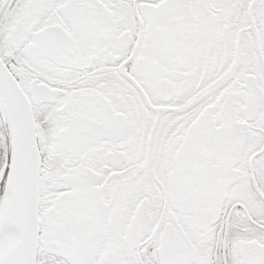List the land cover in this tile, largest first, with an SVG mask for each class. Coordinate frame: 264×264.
Listing matches in <instances>:
<instances>
[{
  "label": "snow or ice",
  "instance_id": "snow-or-ice-1",
  "mask_svg": "<svg viewBox=\"0 0 264 264\" xmlns=\"http://www.w3.org/2000/svg\"><path fill=\"white\" fill-rule=\"evenodd\" d=\"M0 264H264V0H0Z\"/></svg>",
  "mask_w": 264,
  "mask_h": 264
}]
</instances>
